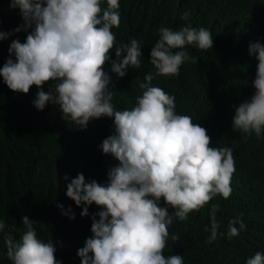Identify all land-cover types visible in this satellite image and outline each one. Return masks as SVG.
Masks as SVG:
<instances>
[{"label": "clouds", "instance_id": "1", "mask_svg": "<svg viewBox=\"0 0 264 264\" xmlns=\"http://www.w3.org/2000/svg\"><path fill=\"white\" fill-rule=\"evenodd\" d=\"M8 2L11 9H19L23 23L10 32L0 29V41L22 30L26 38L11 40L9 55L0 66L2 82L23 94L36 86L32 104L37 110L49 103L59 106L62 118L81 129L92 119H113L112 133L98 146L118 161L109 169L107 183L86 180L83 173L63 178L70 179L65 195L82 207V217L90 216L92 221V235L77 250L80 264H184L182 254H164L169 238L174 244L180 239L179 234H170L169 227L175 219L186 221L218 196L231 197L235 158L231 147L213 146L207 129L190 115L178 113L175 95L152 81L157 76L179 75L185 63L197 64L199 57L186 49H213L212 32L193 27L188 10L181 14L187 23L178 30L158 28L159 37L150 51L155 72L144 75L133 107L117 110L112 103L115 91L109 88L110 72L122 78L130 68L141 67L143 56L136 38L117 44L112 29L121 23L120 0ZM248 53L258 61L251 80L254 92L233 105L232 118V129L245 142L253 134L259 139L264 132V45L250 42ZM109 63L110 72L106 70ZM93 204L99 211L90 213ZM57 207L62 215L75 219L71 207L67 211L62 204ZM219 211V203L211 204L209 224L204 227L209 233L206 244L225 236L231 240L247 230L241 213L228 220L226 232L220 231ZM36 222L22 216L24 230L16 238L15 227L0 219V239L8 260L11 264H62L51 240L38 237ZM245 264H264V252H255Z\"/></svg>", "mask_w": 264, "mask_h": 264}, {"label": "trees", "instance_id": "2", "mask_svg": "<svg viewBox=\"0 0 264 264\" xmlns=\"http://www.w3.org/2000/svg\"><path fill=\"white\" fill-rule=\"evenodd\" d=\"M120 5L121 23L112 29L117 44L136 38L143 56L141 67L130 68L122 78L110 72V63L106 67L112 76L109 88L115 91L112 103L117 110L132 108L144 75L155 72L150 51L159 37L158 28L178 30L187 23L181 14L188 10L193 27L203 26L212 32L213 49H186L199 57L197 64L185 63L179 75L171 78L157 76L152 85L175 95L177 112L190 115L205 127L213 146L233 149L236 172L231 180L232 194L227 200L214 198L186 221L175 219L169 232L179 234L180 239L174 244L169 238L164 254H182L184 264H245L255 252H264V132L259 139L253 134L245 142L241 133L232 129V118L233 105L238 106L254 92L251 80L258 61L249 55L248 47L250 42L264 45V0H120ZM22 23L19 9L0 0V29L10 32ZM17 38L23 42L26 33L22 30L0 41V66L9 55L11 40ZM111 58L115 59L114 50ZM50 83L44 85L45 91ZM37 91L32 86L28 94L13 92L0 77V219L15 227L16 238L24 230L22 216L36 220L38 237L51 240L56 258L62 264H80L77 250L92 235V221L90 216L82 217V207L65 195L66 184L78 173L86 180L107 183V173L118 161L98 146L112 133L113 119H92L81 129L71 119L62 118L59 106L49 103L37 110L32 104ZM65 174L69 181L63 179ZM214 203L221 208L217 213L220 231L226 232L228 220L241 213L247 230L231 240L225 236L206 244L209 233L204 227ZM57 204L65 211L71 207L75 219L62 215ZM97 211L95 204L89 207L90 213ZM172 211L170 208L169 213ZM0 264H11L2 239Z\"/></svg>", "mask_w": 264, "mask_h": 264}]
</instances>
